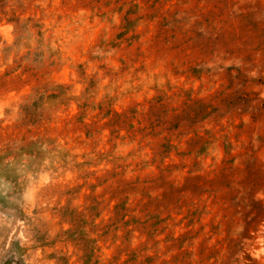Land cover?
Here are the masks:
<instances>
[{
    "label": "rangeland",
    "instance_id": "obj_1",
    "mask_svg": "<svg viewBox=\"0 0 264 264\" xmlns=\"http://www.w3.org/2000/svg\"><path fill=\"white\" fill-rule=\"evenodd\" d=\"M0 264H264V0H0Z\"/></svg>",
    "mask_w": 264,
    "mask_h": 264
}]
</instances>
